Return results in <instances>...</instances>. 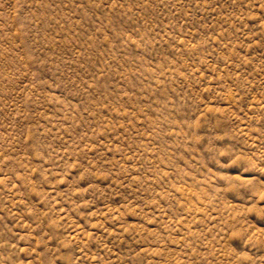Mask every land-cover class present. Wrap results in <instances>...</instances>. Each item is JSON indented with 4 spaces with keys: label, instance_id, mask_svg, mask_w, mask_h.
Wrapping results in <instances>:
<instances>
[{
    "label": "rangeland",
    "instance_id": "374dc122",
    "mask_svg": "<svg viewBox=\"0 0 264 264\" xmlns=\"http://www.w3.org/2000/svg\"><path fill=\"white\" fill-rule=\"evenodd\" d=\"M0 264H264V0H0Z\"/></svg>",
    "mask_w": 264,
    "mask_h": 264
}]
</instances>
